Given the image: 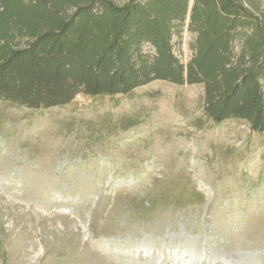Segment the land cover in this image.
Masks as SVG:
<instances>
[{
	"label": "rangeland",
	"instance_id": "374dc122",
	"mask_svg": "<svg viewBox=\"0 0 264 264\" xmlns=\"http://www.w3.org/2000/svg\"><path fill=\"white\" fill-rule=\"evenodd\" d=\"M244 6L264 19V0ZM197 37H173L182 64ZM205 101L204 84L162 80L49 109L0 100V264H264V134Z\"/></svg>",
	"mask_w": 264,
	"mask_h": 264
},
{
	"label": "trees",
	"instance_id": "16d2710c",
	"mask_svg": "<svg viewBox=\"0 0 264 264\" xmlns=\"http://www.w3.org/2000/svg\"><path fill=\"white\" fill-rule=\"evenodd\" d=\"M191 1L0 0V100L38 110L78 95H127L156 80L204 84L214 122L245 120L264 134V19L244 0ZM185 27L198 35L187 65L172 51ZM23 37L20 48L14 41Z\"/></svg>",
	"mask_w": 264,
	"mask_h": 264
},
{
	"label": "bare ground",
	"instance_id": "6f19581e",
	"mask_svg": "<svg viewBox=\"0 0 264 264\" xmlns=\"http://www.w3.org/2000/svg\"><path fill=\"white\" fill-rule=\"evenodd\" d=\"M179 248L181 249V248H183V246H180ZM149 254L153 255V251H149ZM171 256H173V258H172L173 263L172 264H194L195 262H197L198 257H200V260L202 259L200 262L205 261L203 259H205L204 257H206L204 254H202L201 256H198L197 253L191 252L190 255L188 256V259L184 260L183 255L176 254L175 250H169V251H166V252L160 254V256L158 257L159 262L157 264H167L169 262V259H166V258L171 257ZM155 257H157V256H155ZM164 259H165V262H164Z\"/></svg>",
	"mask_w": 264,
	"mask_h": 264
},
{
	"label": "water",
	"instance_id": "95a60500",
	"mask_svg": "<svg viewBox=\"0 0 264 264\" xmlns=\"http://www.w3.org/2000/svg\"><path fill=\"white\" fill-rule=\"evenodd\" d=\"M191 4H193V0L191 1ZM145 239H150V237L145 236ZM144 240H140L139 242H143Z\"/></svg>",
	"mask_w": 264,
	"mask_h": 264
}]
</instances>
